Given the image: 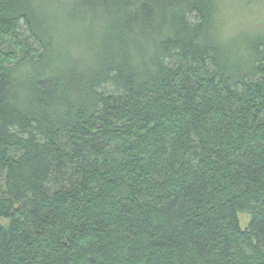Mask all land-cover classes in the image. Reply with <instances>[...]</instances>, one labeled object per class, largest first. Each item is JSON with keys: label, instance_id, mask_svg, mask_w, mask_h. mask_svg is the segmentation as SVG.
<instances>
[{"label": "trees", "instance_id": "1", "mask_svg": "<svg viewBox=\"0 0 264 264\" xmlns=\"http://www.w3.org/2000/svg\"><path fill=\"white\" fill-rule=\"evenodd\" d=\"M221 1L0 0V264H264V26Z\"/></svg>", "mask_w": 264, "mask_h": 264}, {"label": "rangeland", "instance_id": "2", "mask_svg": "<svg viewBox=\"0 0 264 264\" xmlns=\"http://www.w3.org/2000/svg\"><path fill=\"white\" fill-rule=\"evenodd\" d=\"M220 4V10H223L224 16H229L230 12L234 15L235 21L230 22L229 25L231 28H262L264 26V0H223ZM238 219L240 227L244 229L250 221V216L239 212Z\"/></svg>", "mask_w": 264, "mask_h": 264}]
</instances>
